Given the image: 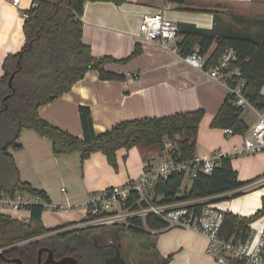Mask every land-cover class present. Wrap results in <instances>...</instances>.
Instances as JSON below:
<instances>
[{"label": "trees", "instance_id": "obj_1", "mask_svg": "<svg viewBox=\"0 0 264 264\" xmlns=\"http://www.w3.org/2000/svg\"><path fill=\"white\" fill-rule=\"evenodd\" d=\"M88 1H109L120 4L123 0H36L27 11L24 24L26 42L17 54L8 55L3 63L4 74L0 79V198L15 197L25 193L36 197L40 203H31L24 208L30 212L27 222L9 215L0 214V264H17L7 259L20 258L24 264H37L39 250L49 248L56 259L66 256L76 258L79 264H105L115 254L114 245H121L122 231L140 236H155L166 222L155 215L146 218L134 217L129 224L119 226H86L68 229L72 223L48 228L43 222V213L51 202L46 191L21 179L20 171L11 154L12 148H20L18 140L25 129H33L53 142L54 153L66 155L81 153L83 162L95 152L106 155L108 162L118 170L117 151L130 150L137 145L157 147L163 151L167 141H175L178 153L175 158L190 161L196 156L197 137L205 111L176 113L161 117L133 119L117 123L104 133H96L89 107H80L83 138L73 135L48 121L39 113L40 107L60 98L90 70L99 73L103 80H121L124 75L107 70L111 57L97 58L83 41L82 16ZM245 26L260 28L252 34L228 32L218 35L216 28H197L193 24H179V36L184 37L177 46L186 56L196 48L207 56L206 68L213 67L227 48L238 53L236 66L246 80L244 94L257 108H264V17L244 20L234 16ZM216 43V48L211 47ZM137 48L130 58L137 56ZM127 59L123 61H127ZM15 73L12 86L11 75ZM244 109L227 99L214 117L211 126L232 129L234 134H245L249 126L244 121ZM186 173L171 175L154 187L158 204H170L199 198H209L242 188L256 180L241 181L231 158H224L212 174L198 173L190 188H183ZM242 194V193H241ZM237 194V195H241ZM207 203L198 204V209ZM225 212V221L220 235L225 240L246 235L251 225L264 218L262 207L249 217L231 211ZM99 228L106 229L100 233ZM109 229V230H108ZM109 238V240H108ZM153 238V239H154ZM152 249L157 264H170L172 255L163 257L156 248V241L145 244ZM123 254V252H122ZM44 251L42 257L45 258Z\"/></svg>", "mask_w": 264, "mask_h": 264}, {"label": "crops", "instance_id": "obj_2", "mask_svg": "<svg viewBox=\"0 0 264 264\" xmlns=\"http://www.w3.org/2000/svg\"><path fill=\"white\" fill-rule=\"evenodd\" d=\"M33 1L20 0L15 6L14 0H0V79L4 74L5 58L19 53L26 42L24 14L33 6ZM169 1L171 7L166 10L169 19L178 25L193 24L197 28L209 30L216 28L218 35L228 32L239 34L240 31L252 34L260 31V28L235 21L234 16L244 20L264 17L251 13V6L264 7V0ZM163 2L164 0H123L117 4L88 1L82 16L83 41L90 46L93 56L113 58L114 61L107 63V70L122 74L125 78L103 80L97 71L90 70L60 98L41 106L40 116L83 138L79 112L81 106L91 109L94 128L98 134L123 121L203 109L205 116L199 127L196 155L207 158L215 152L230 154L235 147H241V135H227L225 129L211 126L229 95L226 86L212 79L205 70L189 65L178 46L177 50L166 48L158 41L144 39L140 34L139 27L143 18L158 12ZM239 3H248L250 7H241ZM183 37L184 35L179 36V41ZM137 48L140 53L129 59ZM215 48L216 43L210 50ZM127 58V61H123ZM262 94L264 95V87ZM252 113L256 121L257 115L253 111ZM244 121L249 127L255 122ZM18 143L20 148H12L10 152L21 179L46 191L50 197L51 202L43 213V222L48 228L67 223H72L68 229L89 226L86 221V206L91 195L105 187L138 179L149 162L150 154L140 147L142 144L130 150L121 148L117 151L116 170L102 152L93 153L84 162L79 152L57 156L53 150V142L33 129L23 130ZM147 148L157 151L160 161L164 159L157 147ZM246 156L253 158L248 159V162L244 161V156L231 159L239 173V179L249 181L264 176V154ZM252 182L240 189L208 199L223 211L249 217L262 207L264 196L259 191L262 188L264 191V186H251ZM251 192L255 193L243 197L239 202H218L226 197ZM32 199L35 200L33 203L41 202L36 198ZM3 214L25 222L30 218V212L25 208L6 210ZM154 240L163 257L172 255V260L175 257V260L193 259L198 264H217L207 254L208 241L200 233L171 229L159 232Z\"/></svg>", "mask_w": 264, "mask_h": 264}, {"label": "built area", "instance_id": "obj_3", "mask_svg": "<svg viewBox=\"0 0 264 264\" xmlns=\"http://www.w3.org/2000/svg\"><path fill=\"white\" fill-rule=\"evenodd\" d=\"M234 1L249 2L251 0ZM19 2L20 0H14V5L17 6ZM170 7L171 2L164 0L158 12L143 18L139 29L144 39L158 41L166 48L171 47L177 50L179 26L166 16V10ZM24 17L27 19L29 14L25 13ZM238 58L235 49L227 48L213 67L206 68L207 58L200 53L199 49L184 56V60L189 65L205 70L212 79L222 82L229 95L234 97V103L237 106L256 113L257 120L245 134L241 135L242 146L235 147L230 154L215 152L207 158L196 155L190 161H183L175 158V154L178 153L176 140L167 141L163 151H160L164 159L159 163H154L153 160L156 158L151 156L138 179L105 187L91 195L86 206L88 225L105 226L129 223L134 217L146 218L149 215H155L162 218L166 225L159 230H152V233L171 229L192 230L200 233L208 241L207 254L217 264H264V224L258 232L251 225L246 235L225 240L220 235L225 221V212L218 208L212 200L199 198L170 204H158L154 201L156 184L173 174L186 173L194 178L198 173L212 174L224 158L264 154V108H257L245 96L246 80L242 78L240 67L236 66ZM225 132L227 135L234 134L232 129H225ZM250 185L264 186V176L254 180ZM24 196L23 193H18L13 198H0V214L6 210L24 208L35 201ZM205 202L207 204L198 209V204Z\"/></svg>", "mask_w": 264, "mask_h": 264}, {"label": "rangeland", "instance_id": "obj_4", "mask_svg": "<svg viewBox=\"0 0 264 264\" xmlns=\"http://www.w3.org/2000/svg\"><path fill=\"white\" fill-rule=\"evenodd\" d=\"M236 4H238V3H236ZM239 6L244 7V8H248V7H250V4L239 3ZM251 13L253 15H264V7H258V6L252 5L251 6ZM242 116L248 123H252L255 121V117H254V115L250 109H245ZM140 147L145 148V151L150 152L149 159L151 156H155L156 159L153 161L155 163L160 162V157H159V155H157V151H155L154 149L144 147L142 145ZM243 158H244L245 162H248L249 161L248 159L253 158V156H244ZM244 161H243V163H245ZM238 175H239V173H238ZM258 178H260V177H258ZM191 184H192L191 175L188 174L185 178L183 188L188 189V188H190ZM259 191H262V193H264L263 188L260 189ZM252 193H255V192L231 196V197H226V198L219 200L218 202L219 203H226V202H232V201L233 202H235V201L239 202L242 200L243 197L251 196ZM24 195H25L24 197H26L27 199L34 201V199H32V196H30L28 194H24ZM248 200L252 201L250 198H248ZM253 201H255V200H253ZM122 224L127 225L129 223L123 222V223H117V224H112V225H105V227L110 228L111 226H119ZM263 224H264V219L261 218L252 224V228L258 232L259 229L262 228ZM111 228H113V227H111ZM105 230L106 229L99 228L95 232L100 233V232L105 231ZM153 238H154V236H152V237H150L149 235L148 236H140V235H135L133 233H129L127 231H122V233H121V240L123 243L122 252H123V256L127 259L129 264H157L155 259L153 258L152 249H147L145 247V244L151 243L154 240ZM108 240H109V238H108ZM171 264H198V261H194L193 259L192 260H186L185 258L175 260V257H174Z\"/></svg>", "mask_w": 264, "mask_h": 264}, {"label": "water", "instance_id": "obj_5", "mask_svg": "<svg viewBox=\"0 0 264 264\" xmlns=\"http://www.w3.org/2000/svg\"><path fill=\"white\" fill-rule=\"evenodd\" d=\"M15 76V73H13L9 79V85L12 86V81ZM115 254L110 256L106 259L105 264H129L127 259L123 256L121 251V245L116 246ZM47 252V257L45 260H43V252ZM0 255L3 256V250L0 251ZM7 261L17 264H24V262L20 258H12L7 259ZM37 264H79L78 260L72 256H66L60 259H56L54 256V253L49 248H41L39 250V257H38V263Z\"/></svg>", "mask_w": 264, "mask_h": 264}, {"label": "flooded vegetation", "instance_id": "obj_6", "mask_svg": "<svg viewBox=\"0 0 264 264\" xmlns=\"http://www.w3.org/2000/svg\"><path fill=\"white\" fill-rule=\"evenodd\" d=\"M47 257V255L45 256V258ZM45 258H43V260H45Z\"/></svg>", "mask_w": 264, "mask_h": 264}]
</instances>
